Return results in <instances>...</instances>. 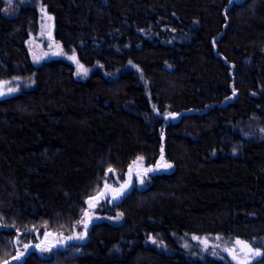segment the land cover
I'll list each match as a JSON object with an SVG mask.
<instances>
[{
  "label": "trees",
  "instance_id": "obj_1",
  "mask_svg": "<svg viewBox=\"0 0 264 264\" xmlns=\"http://www.w3.org/2000/svg\"><path fill=\"white\" fill-rule=\"evenodd\" d=\"M14 2L0 0V80L34 85L0 99V264H18L33 229L72 234L88 199L163 145L173 171L110 206L121 224L20 264H232L181 240L264 246V0ZM38 4L86 79L60 57L34 61Z\"/></svg>",
  "mask_w": 264,
  "mask_h": 264
},
{
  "label": "rangeland",
  "instance_id": "obj_2",
  "mask_svg": "<svg viewBox=\"0 0 264 264\" xmlns=\"http://www.w3.org/2000/svg\"><path fill=\"white\" fill-rule=\"evenodd\" d=\"M21 2L26 3V0H21ZM38 7L40 10V31L36 35L32 36L28 43V47L34 61L36 63H41V61H43L48 54L57 53L60 58L65 59L74 66L75 77L77 79H86L92 72L93 68L83 66L74 52L67 53L59 42L48 37L53 18L43 6L38 4ZM14 9V0H12L11 4L9 3V0H7V5L5 7L7 13H12ZM69 57H74V59H70ZM80 65L83 66L84 70H87L86 74H84ZM5 82L7 83L5 84ZM33 85L34 83L32 80H23L18 78L13 80H0V93H2L0 94V99L14 96L23 90L31 89ZM8 89H13V91L9 92ZM168 165H170V167ZM173 169V164L166 158L165 145L162 146L160 156L155 164L147 165L144 159L136 160L128 169V177L125 185H121V183L116 185L107 182V187L104 186L98 192L102 194L98 195L97 193L96 196L91 197L93 199L87 200L85 211H87L88 215H83L81 219V221H87L86 229L81 221L70 235L55 233L47 228L43 230L33 229L30 231L33 237L32 241L28 244L20 246L18 249L19 259L16 258L13 262L20 264L24 260L25 256L32 251L37 252L41 256H49L53 250L65 248L72 242H84L87 237V232L94 223L105 220L115 225L121 224L123 221V217L121 215L111 216V214H106L108 211L110 212V206L114 202L120 201L132 186H136L139 189L145 188L149 177L154 174L170 173ZM113 197L116 198L113 199ZM45 233H48V235H45ZM81 235H83V239L75 238ZM69 237L73 238L69 239ZM236 240L246 242L251 251L249 252L248 249L241 251V246L236 245L235 243ZM148 242L158 248L165 249L162 242L154 237H151ZM37 245H39V247H36ZM181 246L187 251H201L204 255L227 260L232 264H239L240 261H244L245 264H253L255 261L259 260L264 253V246L257 248L246 240L240 238H226L219 235L190 236L189 238L181 240ZM225 249H235L234 254L237 256V259H233V255ZM256 253H259V255Z\"/></svg>",
  "mask_w": 264,
  "mask_h": 264
},
{
  "label": "snow or ice",
  "instance_id": "obj_3",
  "mask_svg": "<svg viewBox=\"0 0 264 264\" xmlns=\"http://www.w3.org/2000/svg\"><path fill=\"white\" fill-rule=\"evenodd\" d=\"M11 2H12V0H9V3H10V4H11ZM69 58H70V59H74V57H69ZM80 68L84 71V74H86V71H87V70H84L82 65H80ZM6 83H7V82H5V84H6ZM8 91L11 92V91H13V89H8ZM0 94H2V93H0ZM138 159H142V157H140V158H138ZM168 166L170 167V165H168ZM108 171H109V172H113L114 170H113L112 168H109ZM105 186L107 187V184H106ZM100 194H102V193H98V195H100ZM115 198H116V197H113V199H115ZM91 199H93V198H90V200H91ZM89 202H90V201H89ZM84 215H85V216L88 215L87 211L84 212ZM81 223L84 224V227H85V229H86V228H87V221L82 220ZM45 235H48V233H45ZM72 238H73V237H69V239H72ZM75 238H77V239H83V235H81V236H79V237H75ZM17 242H19V241H17ZM235 243H236V245H240V246H241V251H243L244 249H248L249 252L251 251L249 245H248L246 242L241 241V240H236ZM26 247H27V245H26ZM36 247H39V245H37ZM225 250H226V251H229V253L233 255V259H237V256L234 254V253H235V249H225ZM256 254L259 255V253H256ZM16 258L19 259V257H16ZM5 264H8V262H5ZM239 264H245V262H244V261H240Z\"/></svg>",
  "mask_w": 264,
  "mask_h": 264
},
{
  "label": "water",
  "instance_id": "obj_4",
  "mask_svg": "<svg viewBox=\"0 0 264 264\" xmlns=\"http://www.w3.org/2000/svg\"><path fill=\"white\" fill-rule=\"evenodd\" d=\"M54 33H55V22H54V20H52L51 30H50V33L48 34V37L51 38L52 40L55 39ZM58 58H59V55L57 53L56 54H48L44 60L58 59Z\"/></svg>",
  "mask_w": 264,
  "mask_h": 264
}]
</instances>
